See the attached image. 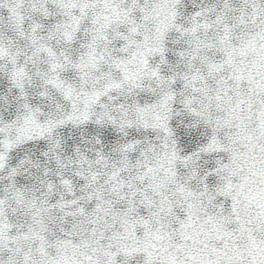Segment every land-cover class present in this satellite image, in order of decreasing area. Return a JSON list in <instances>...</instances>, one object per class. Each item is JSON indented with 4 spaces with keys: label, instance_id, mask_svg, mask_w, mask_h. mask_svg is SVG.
<instances>
[{
    "label": "snow or ice",
    "instance_id": "6c2138e0",
    "mask_svg": "<svg viewBox=\"0 0 264 264\" xmlns=\"http://www.w3.org/2000/svg\"><path fill=\"white\" fill-rule=\"evenodd\" d=\"M0 264H264V0H0Z\"/></svg>",
    "mask_w": 264,
    "mask_h": 264
}]
</instances>
